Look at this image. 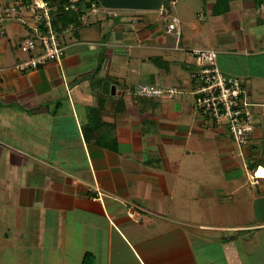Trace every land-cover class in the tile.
Segmentation results:
<instances>
[{
  "label": "crops",
  "instance_id": "0c3cea01",
  "mask_svg": "<svg viewBox=\"0 0 264 264\" xmlns=\"http://www.w3.org/2000/svg\"><path fill=\"white\" fill-rule=\"evenodd\" d=\"M17 1L29 0L0 7ZM190 4L178 37L157 24L164 12L99 17L97 40L81 22L58 30L61 63L26 73L14 66L29 57L17 48L29 31L0 26V264H264V180L249 182L261 132L238 162L191 94V51L211 49L253 103L264 0H225L219 14L215 0L199 13ZM140 85L177 93L137 97Z\"/></svg>",
  "mask_w": 264,
  "mask_h": 264
},
{
  "label": "built area",
  "instance_id": "2783aa9c",
  "mask_svg": "<svg viewBox=\"0 0 264 264\" xmlns=\"http://www.w3.org/2000/svg\"><path fill=\"white\" fill-rule=\"evenodd\" d=\"M82 1L89 5L87 15H97L99 11H104L106 15L118 17L113 10L99 8L91 0ZM76 2L77 0H71L62 6L63 10L75 11ZM171 5L174 6V3ZM55 12L56 6L47 0L17 1L0 7V26L8 21H18L29 31V37L17 45L20 52L29 57L17 63L14 66L15 71L26 73L50 62L61 63L65 48L61 45L59 31L53 26ZM83 19L84 17H81V20ZM179 25V20L173 17L165 26V32L178 37ZM191 55L195 68L191 78L195 109L216 129H225L236 144L238 156L244 158V147L250 143L257 130L261 132V141H264V106L251 102L248 90L239 80L220 72L216 63L217 53L214 50H193ZM176 93V89L141 85L134 90L137 97L146 98L171 99ZM257 109L260 111L256 112ZM259 167L249 177L251 184L264 180L255 177ZM127 216L136 222L140 221L133 210L129 211Z\"/></svg>",
  "mask_w": 264,
  "mask_h": 264
},
{
  "label": "rangeland",
  "instance_id": "374dc122",
  "mask_svg": "<svg viewBox=\"0 0 264 264\" xmlns=\"http://www.w3.org/2000/svg\"><path fill=\"white\" fill-rule=\"evenodd\" d=\"M185 1V2H184ZM174 3V6L171 5V3ZM187 2H193V4H195V12L199 13V12H203L206 10V3L207 0H168L165 3L166 6V10L164 11V13L162 14L163 17L162 19H160L157 24H159V26L163 27L164 25H166L168 22L171 21V19L173 17L178 16V10L180 9L181 5H183V3L186 5ZM193 4H190L193 6ZM99 7V5H98ZM100 8V7H99ZM102 12V13H101ZM104 11H99V13L97 15H88V17H85L82 21H81V28H79L78 30L81 31V34H87L88 35V40L90 39H94L97 40V36H96V31L98 29V24L94 23L96 22L97 19L100 18H105V19H109L108 21H113L115 18L114 16H109L106 15L105 13H103ZM112 12V11H111ZM113 12L118 15L119 18H121V16H127V15H135V16H151L152 18L156 17L158 12H146V11H123V10H113ZM107 17V18H106ZM151 18V19H152ZM89 21V24H87L84 21ZM104 21V19L102 20ZM83 24V25H82ZM71 34H75V32L71 33ZM86 39V38H85ZM173 43V42H172ZM174 55V59L176 60V62H180L178 55H182L181 53H172ZM182 62L179 63L180 66H182ZM152 72L151 74L155 75V72L157 71V68L155 67V65H152ZM159 70V68H158ZM264 80L263 81H252L251 83V98L253 100V104H261L262 101H259L256 98L259 97H264ZM260 153H258V155L255 156H259V157H264V147L263 150L260 151ZM237 151H235V157L236 159H238L237 161L240 162V159L237 156ZM262 167L264 168V165H262ZM250 174H252V171H250Z\"/></svg>",
  "mask_w": 264,
  "mask_h": 264
},
{
  "label": "trees",
  "instance_id": "16d2710c",
  "mask_svg": "<svg viewBox=\"0 0 264 264\" xmlns=\"http://www.w3.org/2000/svg\"><path fill=\"white\" fill-rule=\"evenodd\" d=\"M47 1L50 2L52 5L56 6V12L53 19V26L59 31L66 30L69 27L77 28L80 25L81 17H83L89 9V5L85 4L82 0H77V2L75 3V11L66 12L63 10L62 6L67 5L71 0ZM91 2H93L98 7V4L95 0H91ZM225 11H227V8L225 6V0H215L213 12L219 14ZM262 163H264V157H259L258 159L249 162V168L252 169V172H254L257 167H262Z\"/></svg>",
  "mask_w": 264,
  "mask_h": 264
},
{
  "label": "water",
  "instance_id": "95a60500",
  "mask_svg": "<svg viewBox=\"0 0 264 264\" xmlns=\"http://www.w3.org/2000/svg\"><path fill=\"white\" fill-rule=\"evenodd\" d=\"M105 10L163 12L168 0H95Z\"/></svg>",
  "mask_w": 264,
  "mask_h": 264
},
{
  "label": "bare ground",
  "instance_id": "6f19581e",
  "mask_svg": "<svg viewBox=\"0 0 264 264\" xmlns=\"http://www.w3.org/2000/svg\"><path fill=\"white\" fill-rule=\"evenodd\" d=\"M258 173H255V177H257L258 179H261L259 176H257ZM261 176H263V173L261 172Z\"/></svg>",
  "mask_w": 264,
  "mask_h": 264
}]
</instances>
